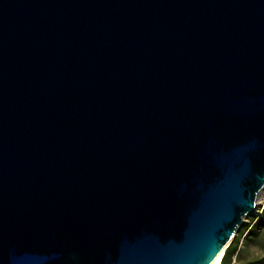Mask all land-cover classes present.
Masks as SVG:
<instances>
[{"label":"water","instance_id":"1","mask_svg":"<svg viewBox=\"0 0 264 264\" xmlns=\"http://www.w3.org/2000/svg\"><path fill=\"white\" fill-rule=\"evenodd\" d=\"M264 190V0H0V264H211Z\"/></svg>","mask_w":264,"mask_h":264},{"label":"rangeland","instance_id":"2","mask_svg":"<svg viewBox=\"0 0 264 264\" xmlns=\"http://www.w3.org/2000/svg\"><path fill=\"white\" fill-rule=\"evenodd\" d=\"M242 228L246 231L240 234L235 264H264V190Z\"/></svg>","mask_w":264,"mask_h":264},{"label":"trees","instance_id":"3","mask_svg":"<svg viewBox=\"0 0 264 264\" xmlns=\"http://www.w3.org/2000/svg\"><path fill=\"white\" fill-rule=\"evenodd\" d=\"M245 231H246L245 228L239 230L238 234L235 236L231 244L225 249V252L220 260V264H230L233 258H234V262L232 264L236 263V259L239 256V249H238L239 237L240 234Z\"/></svg>","mask_w":264,"mask_h":264},{"label":"bare ground","instance_id":"4","mask_svg":"<svg viewBox=\"0 0 264 264\" xmlns=\"http://www.w3.org/2000/svg\"><path fill=\"white\" fill-rule=\"evenodd\" d=\"M259 198H260V196H259ZM258 198V199H259ZM258 201V200H257ZM220 260H221V257L219 256V257H217L211 264H219L220 263Z\"/></svg>","mask_w":264,"mask_h":264},{"label":"built area","instance_id":"5","mask_svg":"<svg viewBox=\"0 0 264 264\" xmlns=\"http://www.w3.org/2000/svg\"><path fill=\"white\" fill-rule=\"evenodd\" d=\"M234 262V258H233V260H232V262L230 263V264H232ZM220 264V263H219Z\"/></svg>","mask_w":264,"mask_h":264}]
</instances>
